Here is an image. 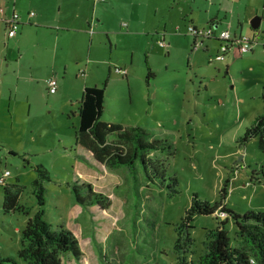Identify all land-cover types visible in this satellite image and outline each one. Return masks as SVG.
Returning a JSON list of instances; mask_svg holds the SVG:
<instances>
[{
  "label": "rangeland",
  "instance_id": "374dc122",
  "mask_svg": "<svg viewBox=\"0 0 264 264\" xmlns=\"http://www.w3.org/2000/svg\"><path fill=\"white\" fill-rule=\"evenodd\" d=\"M28 1L20 3L26 6ZM1 4L4 10L11 9L14 0ZM190 4V0H93L81 17L66 22L73 29L100 19L104 25L95 27L94 35L60 30L58 38H42V45L34 33L30 43L23 41L19 48L7 40L2 44L5 49L8 43L6 51H0V172H10L5 183L20 187L19 202L30 209L31 217L38 209L36 167L41 164L46 170L48 178L41 179L45 217L55 229L71 230L83 252L80 260L65 255L63 264H177V225L194 193L213 203L226 186L228 206L264 211V151L256 139L241 142L246 128L264 112V18L255 31L260 35L254 51L212 62L217 48L206 52L204 45L193 46L190 22H182L188 12L195 22L204 21L203 11H191ZM198 4L204 7L202 0L192 5ZM225 4L223 8L230 9ZM255 14L243 33L251 37ZM222 26L234 32L237 22L231 26L228 20ZM164 35L165 44H160ZM19 50L35 70H43L35 71L33 81L24 79L29 67L25 61V69L20 65ZM51 65L59 70L50 76L57 80L55 93L47 83L35 80ZM119 69L127 70L126 76ZM88 75L100 85L108 79L102 120L139 125L150 139L172 143L173 155L168 149L152 155L161 160L167 176L177 178V194L168 195L166 188L153 183L140 184L141 167L133 177L125 169L96 163L77 147L78 108ZM255 174L260 180L253 178ZM75 182L91 184L108 197L109 205L76 203ZM3 198L0 185L1 255L27 264L17 256L29 217L4 215ZM218 221L216 214L195 216L194 243L187 254L194 264ZM226 229L231 245L238 247L231 219Z\"/></svg>",
  "mask_w": 264,
  "mask_h": 264
},
{
  "label": "trees",
  "instance_id": "16d2710c",
  "mask_svg": "<svg viewBox=\"0 0 264 264\" xmlns=\"http://www.w3.org/2000/svg\"><path fill=\"white\" fill-rule=\"evenodd\" d=\"M212 35L217 36L216 32ZM197 38L204 37L192 34L195 47L198 44ZM251 38L257 43L254 36ZM107 84L108 79L100 86H85L83 89L78 111L80 122L75 132L77 147L89 152L96 163L105 164L110 169H125L133 177L135 170L141 167L144 171V182L140 184L153 183L160 188H166L168 195L177 194L179 192L177 178L167 176L161 160L153 158L152 155L155 151L163 149H168L173 155L174 147L171 142L150 139L152 137L149 138V132L139 125L124 127L119 123L102 120L106 107ZM250 139H256L258 148L264 151V112L256 116L246 128L241 142ZM11 153L15 152L11 151ZM36 170L39 173V177L34 180L38 209L31 217L30 209L19 202L20 187L15 183L3 185L2 213L4 215L20 213L29 217L21 233V247L17 257L27 264H63L62 258L67 254H72L80 260L83 252L78 237L64 227L55 229L45 217L46 198L41 179L48 177L41 164H38ZM261 174L264 175L263 168ZM253 178L260 180L256 174ZM227 194L228 191L224 186L220 191V199L212 203L194 193L190 206L186 208L184 216L177 225L175 243V249L179 253L177 264H194L187 258L189 249L194 243L191 236L194 228L193 220L196 215L212 214H216L219 223L215 229L208 231L205 251L197 264H264V211L233 209L226 203ZM73 195L75 202L81 206L99 205L106 208L109 205L108 197L94 190L89 183L75 182ZM230 219L236 226L238 247L231 245L226 229ZM0 264H17V259L2 256L0 252Z\"/></svg>",
  "mask_w": 264,
  "mask_h": 264
},
{
  "label": "crops",
  "instance_id": "0c3cea01",
  "mask_svg": "<svg viewBox=\"0 0 264 264\" xmlns=\"http://www.w3.org/2000/svg\"><path fill=\"white\" fill-rule=\"evenodd\" d=\"M13 0H0L2 3H6L7 5L11 3ZM191 4L189 6V9L191 11H194V9L202 10L203 11V22H195L194 18L192 17V14L188 12V14L182 19V22L188 23L189 25H194L198 29H208L212 28L214 32L219 33L221 31L228 30L232 37H239L241 35L250 36L243 34L244 29L246 26V21L251 20L253 17V14L259 15L262 19L260 21V24H262L263 18H264V7L262 11H260V8L264 5V0H202L204 3V7L202 5H192L197 2V0H190ZM227 3L225 4V2ZM93 0H59L56 2V4L52 0H29L27 5L24 6L20 3V0H14L13 8H3V11L0 15V51L5 52L8 46L5 49H3L2 44L4 43V40H7V42L12 43L15 47L19 48L21 43L23 41H31L33 37H39L38 40H40V44L42 45V38H49V37H59L60 30L68 31V30H74L77 32H80L87 36V32L89 35H94L95 33V27L99 29L101 26L104 25V22H101L100 19H98V22H81L80 25L82 27H76V28H69L72 25H69L66 21L72 20L76 17H81L83 9L89 4H92ZM95 3H97V0H94ZM0 3V4H1ZM226 5L228 8H223V5ZM4 6L3 4H1ZM58 6V8L56 7ZM58 10V11H57ZM190 11V12H191ZM260 11V12H259ZM12 12V14H11ZM33 13V14H32ZM228 13L230 15H228ZM18 15V20L15 22L16 24V33L13 36H9V26H12L8 22V19L13 15ZM255 14V15H256ZM190 16V17H189ZM85 20H88V17H84ZM188 18H191V21H188ZM230 22V25L232 26L233 22H237V29L234 30V32H231L226 27H223L222 24L226 21ZM15 24H13V27L15 28ZM259 24V25H260ZM253 29V28H252ZM258 29V28H257ZM257 29H253V35L256 40H258L259 35L255 31ZM2 30L6 31L7 34L4 35L2 33ZM41 30H43V33L41 34ZM100 32V30L96 31ZM32 33H34L32 37ZM163 39H165V35L163 36ZM198 44L196 47H199V42L201 45L205 46L206 52H211L214 48H217V52H219L220 45L222 41L217 38L216 36L210 37V38H197ZM30 43V42H29ZM257 44V43H255ZM262 43V48H263ZM36 44H33L35 46ZM254 51L253 49L250 51ZM19 53L21 54V51L19 50ZM24 54L20 55V65L23 69H25V63L28 64L29 67V74H24V79L26 81H33L35 71H43L33 68L32 61L30 59L24 60ZM241 57L243 54H241L237 48L236 45H233L230 47L229 51L225 54L224 58L222 60H210V61H226L230 57ZM5 60H8L7 56H4ZM22 61H25L22 62ZM229 67V65H228ZM0 67V71H1ZM27 69V67H26ZM67 71V70H66ZM127 71V70H126ZM59 70L55 67V65H51L49 69L45 70V73L39 74V77H36L35 80L41 81L42 83H46V80L48 77L53 76L55 74H58ZM84 70H81L79 72V75H83ZM127 72L125 73L126 76ZM21 75V74H20ZM16 76V84L18 85V74H15ZM55 77V76H54ZM1 78V74H0ZM78 76H76L77 80ZM89 85H98L100 86L99 82L94 77L87 76L86 83L83 84L82 88L84 89L85 86ZM57 91V90H56ZM83 92V91H82ZM28 103H30V99L28 98ZM80 103V102H79ZM106 110V107H105ZM79 111V108H78ZM87 152V151H86ZM89 154V152H87Z\"/></svg>",
  "mask_w": 264,
  "mask_h": 264
},
{
  "label": "built area",
  "instance_id": "2783aa9c",
  "mask_svg": "<svg viewBox=\"0 0 264 264\" xmlns=\"http://www.w3.org/2000/svg\"><path fill=\"white\" fill-rule=\"evenodd\" d=\"M0 11H3L2 6H0ZM33 14V13H32ZM18 15L13 14L9 19L8 22L12 24V26H9V36H13L16 33V24L18 20ZM13 24H15V28L13 27ZM189 31L191 34H195L200 37L209 38L213 37L212 34H214V30L212 28L208 29H197L194 28L192 25L189 27ZM217 37L222 40V43L219 48V53L216 55L215 59L210 58V60H222L225 56V54L229 51L230 47L233 45H236L239 52L246 53L253 49L255 45V41L251 38V36H245L241 35L239 37H232L229 31H221L217 34ZM160 44H165V41L163 39V36L161 39H159ZM122 73H126V70L119 69ZM46 83L48 84L49 91L51 93H55L57 90V80L55 77H49L46 80ZM10 175V172L8 170H4L0 172V185L5 184V179Z\"/></svg>",
  "mask_w": 264,
  "mask_h": 264
},
{
  "label": "water",
  "instance_id": "95a60500",
  "mask_svg": "<svg viewBox=\"0 0 264 264\" xmlns=\"http://www.w3.org/2000/svg\"><path fill=\"white\" fill-rule=\"evenodd\" d=\"M260 21H261V17L259 15H256L252 21V28L257 29L259 27Z\"/></svg>",
  "mask_w": 264,
  "mask_h": 264
},
{
  "label": "clouds",
  "instance_id": "9594fccd",
  "mask_svg": "<svg viewBox=\"0 0 264 264\" xmlns=\"http://www.w3.org/2000/svg\"><path fill=\"white\" fill-rule=\"evenodd\" d=\"M189 26H190V25H189ZM189 26H188V27H189ZM217 34H218V33H217ZM216 37H217V36H216ZM217 38H218V37H217ZM221 41H222V40H221ZM5 184H6V183H5ZM3 185H4V184H3Z\"/></svg>",
  "mask_w": 264,
  "mask_h": 264
},
{
  "label": "flooded vegetation",
  "instance_id": "af4514ba",
  "mask_svg": "<svg viewBox=\"0 0 264 264\" xmlns=\"http://www.w3.org/2000/svg\"><path fill=\"white\" fill-rule=\"evenodd\" d=\"M199 44H200V42H199Z\"/></svg>",
  "mask_w": 264,
  "mask_h": 264
}]
</instances>
